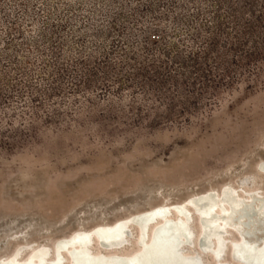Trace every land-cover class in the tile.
<instances>
[{
	"label": "rangeland",
	"instance_id": "rangeland-1",
	"mask_svg": "<svg viewBox=\"0 0 264 264\" xmlns=\"http://www.w3.org/2000/svg\"><path fill=\"white\" fill-rule=\"evenodd\" d=\"M261 163L264 0H0V260Z\"/></svg>",
	"mask_w": 264,
	"mask_h": 264
},
{
	"label": "bare ground",
	"instance_id": "bare-ground-1",
	"mask_svg": "<svg viewBox=\"0 0 264 264\" xmlns=\"http://www.w3.org/2000/svg\"><path fill=\"white\" fill-rule=\"evenodd\" d=\"M259 166L264 169V164ZM256 197L225 185L218 192L207 190L182 202L157 204L111 223L76 229L51 245L21 244L0 264H207L205 249H191L193 240L207 246L214 235L236 230L242 235L226 241L218 237L209 253L213 264H264V237H256L264 232V199L254 203ZM199 215L203 226L197 234L193 222L199 226ZM226 246L230 258L225 257Z\"/></svg>",
	"mask_w": 264,
	"mask_h": 264
},
{
	"label": "trees",
	"instance_id": "trees-1",
	"mask_svg": "<svg viewBox=\"0 0 264 264\" xmlns=\"http://www.w3.org/2000/svg\"><path fill=\"white\" fill-rule=\"evenodd\" d=\"M252 39L256 40V39L254 38V36L252 37ZM256 41H257V40H256ZM250 43L252 44V43H253V40H251ZM256 46H258V44H256ZM201 52H202V53H203V52L205 53V51H202V50H201Z\"/></svg>",
	"mask_w": 264,
	"mask_h": 264
}]
</instances>
